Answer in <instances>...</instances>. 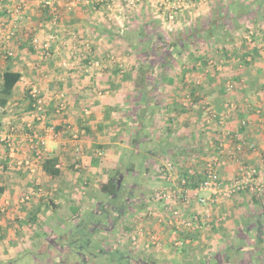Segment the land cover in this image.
I'll return each instance as SVG.
<instances>
[{"label": "rangeland", "instance_id": "1", "mask_svg": "<svg viewBox=\"0 0 264 264\" xmlns=\"http://www.w3.org/2000/svg\"><path fill=\"white\" fill-rule=\"evenodd\" d=\"M35 1L41 10L53 13L55 23L61 25L57 13L59 0L55 8H45ZM92 1L94 4L68 0L66 8L74 4L73 7L89 6L90 11L105 12L106 27L114 29L111 31L114 39L122 42L117 53H107L109 42L105 40L95 45L97 48L92 46V41L81 43L85 37L77 31L66 36L76 45H71L73 48L64 47L66 44H60L64 36L58 32L55 34L57 37L51 34L54 37H49L47 41L41 42L39 39L41 44L51 43V56L45 59L68 52L71 57H91L87 67L91 71L101 68L119 71L129 77L135 75L138 88L148 87L149 91L150 86L152 89L148 95L144 91L138 94L140 103L146 101L148 104L152 97L155 101L160 100L159 103L165 101L167 105L164 102L162 108L165 109L159 107V117L156 116L157 119L149 123L153 132L148 134V126H144L138 136L140 144L134 142V147H139L141 151L148 150L150 145L152 148L157 147L161 139L169 140L173 134L179 132L182 135L184 132L186 138L178 144L185 148V159L176 153L175 143L167 147L165 154H158L154 159L146 158L141 151L127 152L122 158L125 168L117 172L120 182L117 198L104 193V204L100 205L103 210L99 216L92 211L86 215L74 213V219L80 218V221L66 223L64 227L58 228L52 221L58 209L57 204L52 202L44 176L39 174L42 161L35 160V172L17 165L18 161L27 158L33 160L28 139L31 132L42 136L50 134L52 139L47 148L57 140L58 133H42L39 127L41 122L33 119L31 113L30 120H22L25 112L22 110L29 109L27 106L30 101L25 96L24 100H20V95L16 94L11 98L6 114L0 119V186L10 189V203L5 204L0 199V264H194L197 260L203 264H264V151L250 135H264V0H234L241 9L257 10L262 7L263 14L254 15L248 23L239 21L231 26V41L225 43L230 55L225 56L221 48L210 42L190 48L181 43L182 51H174L175 58L165 66V54L173 51V47L155 52L149 60L148 51H144L146 44L140 39V29L144 28L148 36L154 37L155 45H170L172 41L176 42L180 32L192 24L200 26L207 22L217 0L193 1V7L180 11L174 20L164 16V9L159 5L162 0H117L112 7L95 5L96 0ZM164 1L168 3L171 0ZM225 1L229 3L232 0ZM20 5L23 6L25 17L22 3L10 7V11L13 12ZM10 11V19L1 21L6 22L8 27L15 20ZM24 17L19 21L15 35L6 43L14 58L16 50L12 43L17 40L19 33L22 35L20 26ZM105 36L110 38L109 34ZM244 46L249 53L245 59L241 52H237V49L244 50ZM1 49L4 47L1 46ZM33 50L42 57V50L34 47ZM27 53L33 54L29 50ZM10 58L5 51L0 54V69ZM150 62L152 68L151 74H148ZM183 73L186 74L185 81L182 79ZM193 85L198 90L196 97L191 95L190 86ZM25 89L27 94L33 87L27 88L26 85ZM217 96L227 108L224 114H218L210 102ZM40 98L43 102V97ZM176 104L184 109L180 108L179 112L174 110L177 109ZM169 106L176 107L166 110L171 109ZM214 114L217 117L214 118ZM174 115L183 119L175 123L166 119ZM219 118H223V125L218 123ZM137 130L140 131V128L136 127ZM79 135L76 133L74 140ZM240 144L242 148L238 150ZM10 145L16 148L14 157H10ZM47 148L43 149V159ZM247 154L256 157V161L249 158L250 161H247ZM214 156L226 162L220 166L219 173L228 181L237 178L241 167L255 168L263 190L256 192L245 189L231 197L219 196L210 205V221L203 220L201 227L188 229L177 223L173 214L165 211L162 202L153 198L161 186L160 181H164L162 168L167 162L173 163L176 168L174 177H178L175 183L182 177L191 183L183 171H201L203 178L206 162ZM228 161L234 163L235 170L232 175L223 176L225 174L221 173V167ZM131 167L132 170H126ZM33 191L36 194L33 195ZM27 195L30 199L22 201ZM109 201L112 204L115 202L116 206H111ZM194 205L190 203L184 215H201L206 210L201 206V211H193ZM241 213L245 217L238 222L237 217ZM171 220L173 223H170ZM185 240L191 242L186 243ZM177 247L185 248L186 252L177 250ZM207 250L215 254H206Z\"/></svg>", "mask_w": 264, "mask_h": 264}, {"label": "crops", "instance_id": "2", "mask_svg": "<svg viewBox=\"0 0 264 264\" xmlns=\"http://www.w3.org/2000/svg\"><path fill=\"white\" fill-rule=\"evenodd\" d=\"M67 1L59 0L58 2L59 11L57 13L59 20L62 21L61 25L58 26L53 19V13L49 10H41L35 0H0V6H5L0 11V23L4 19H10L8 11L10 7L20 3L25 6V20L20 26L22 35L19 33L17 40L12 43V47L16 50L15 58L11 56L12 58L6 61L0 69V79L8 69L22 75L12 92L7 107L12 101L11 98L16 94L20 95L18 96L20 100H24V96L27 97L26 85L27 88H36L39 95L43 97L46 110L45 120L40 123L39 127L42 133L49 134L53 131L58 133L57 140L47 148L45 159L56 157L60 173L55 177L50 176L43 170L42 164L39 172L44 176L43 180L50 190L52 202L57 204L58 209L55 210L52 221L58 228L64 227L66 223L75 224L76 221H80V218L78 220L74 219V213L82 215L85 213L86 215L87 212L92 211L97 216L102 213L103 208L100 205L104 204L102 202L104 193L99 189V183L107 181L125 168L122 164V158L125 157L127 152L141 151L139 147L135 148L133 143L138 142L140 144L138 136L144 126H148V134L153 132V129L149 127V123L155 120L156 116L159 117V107H161V110L165 109L162 108L165 101L159 103L160 100L155 101L152 97L148 100V104L146 101L141 103L138 101V94L144 91L148 95L152 89L150 86L149 91L148 87L138 88L135 75L129 77L119 71L101 68H94L91 71L87 68L88 63L91 61L89 56L84 59V57L80 58L73 55L75 58L73 59L71 54L67 52L45 59L33 50L31 41L34 37L44 42L49 37H54L51 34L55 35L58 32L60 36H64L60 44L63 46L66 44L64 47L73 48L76 44H73L71 38L67 39L66 36L67 33L77 31L82 32L85 37V40L80 41L81 43L92 41V46L95 47V45L105 40L109 42L107 53H110V55L117 53V49L122 45V42L119 39H114V35L111 33L114 29L106 27L105 12L90 11L89 6L67 9ZM105 34L111 35L110 38H107ZM52 42L55 43L56 40H52ZM27 50L33 54L28 55ZM2 52H4V49L0 47V54ZM98 57L104 58L102 55ZM102 59L99 60L103 61ZM148 78H150V75H148ZM176 95H178L177 92ZM210 102L218 114L225 113L227 108L220 97H214ZM176 105L177 109L176 106H169L171 109L166 110L175 108L174 110L179 112L181 111L180 108L184 109L183 106ZM24 106L26 107V105ZM27 107L29 108V106ZM22 111H25L22 120L32 118L30 109ZM166 119L175 123L183 118L174 115L168 116ZM136 127H139L140 131H136ZM76 133L80 135L77 140H74ZM250 135L258 141L257 144L264 151V135L261 133ZM184 138H186V133L183 132L181 135L177 132V135L173 134L169 140L167 138L161 139L157 147L152 148L151 145H148V150L141 152L145 154L146 158L154 159L158 154H165L167 147L173 146L175 143L176 153L185 159L183 156L185 148L182 146L181 148L178 144ZM187 158L190 157L187 156ZM245 158L247 161L249 159L256 161V157L253 158L249 154L245 155ZM233 164V162L228 161L225 166L221 167V173L225 174L223 176L233 174L235 170ZM126 170H132V167ZM184 174L187 175L194 186L198 185L202 179L201 171L198 173L183 171ZM34 177L38 180L35 174ZM34 177L33 179H35ZM160 183L161 186H164L165 182L160 181ZM8 190L10 191L9 188H4L3 193L0 195V199L5 201V204L10 203ZM201 194L207 195L208 193L202 192ZM109 203L111 202L109 201ZM112 203L111 206H116L115 202ZM192 204H195L192 207L193 211H201V205L196 202ZM113 208L115 209V207ZM243 216L244 214L241 213L237 217L238 222L244 219ZM38 233L41 234L40 231ZM205 253L215 254L210 250ZM196 262L194 264H203L201 260Z\"/></svg>", "mask_w": 264, "mask_h": 264}, {"label": "built area", "instance_id": "3", "mask_svg": "<svg viewBox=\"0 0 264 264\" xmlns=\"http://www.w3.org/2000/svg\"><path fill=\"white\" fill-rule=\"evenodd\" d=\"M42 4L45 8H55L58 0H37ZM78 2H82L84 4H94L92 0H77ZM117 0H96V4H103L107 7H112L115 5ZM139 1V0H131ZM196 0H171L166 3L164 0L160 2V6L164 9V16L168 20H174L180 11L190 10ZM76 5V4H75ZM74 4L72 5V7ZM71 7V8H72ZM96 8V6H95ZM2 6H0V11L2 10ZM10 11V9H8ZM12 11V10H11ZM10 11V12H11ZM14 19L11 21V26H6V22H2L0 24V47H4V51L8 57L13 56V52L7 48V41L12 39L15 35V30L19 24V21L24 17L23 6H17L13 12ZM2 26V27H1ZM33 47L36 50H42L41 56L42 58L51 56L50 47L51 43L46 42L45 44H41L38 38H34L32 40ZM32 96L36 99V101L32 104L33 109L31 110V114L33 119L43 122L46 117V110L44 108V104L42 99L40 98L39 92L36 88L31 90ZM214 118L217 117L216 114L213 115ZM218 123H224L223 118L218 119ZM243 124H246V121H243ZM31 126V124H29ZM14 130L15 128L12 127ZM29 145L31 152L33 154V160L27 158L17 162L18 167L24 166L25 169L30 172H35V160L43 161V149L48 147L51 136H42L37 132L33 131L28 136ZM5 140V139H4ZM225 148L227 146L225 145ZM241 144L237 146L238 150H241ZM224 152V151H223ZM16 153V148L13 146H9V154L10 157H14ZM218 156L211 157L206 162L205 171L202 180L200 183L191 187L187 178H180L178 183H175V180L178 178L174 177L176 174V168L171 162H167L162 168L163 179L165 182L164 186H161L154 194L155 200L163 203L165 207V211L173 214L176 219V222L181 226L186 227L188 229H196L197 227H201L202 223L205 221H210L211 218V209L210 205L215 203L219 196L223 197H231L245 189H250L252 191L260 192L262 191V184L259 178L258 172L255 168H249L247 166L241 167L239 170V174L234 180H225L219 173V168L222 165ZM202 192L208 193L207 195H202ZM32 194H36L35 191ZM30 199V196L23 197L22 201H27ZM195 201L199 205L206 208L204 212L200 214H192L191 217L184 215V211L186 207H189L190 203ZM173 223V220L170 221ZM186 243H190V240H185ZM181 245L184 244L183 241L180 242Z\"/></svg>", "mask_w": 264, "mask_h": 264}, {"label": "trees", "instance_id": "4", "mask_svg": "<svg viewBox=\"0 0 264 264\" xmlns=\"http://www.w3.org/2000/svg\"><path fill=\"white\" fill-rule=\"evenodd\" d=\"M262 7H259L257 10H245L239 8L236 2L232 0L231 2L227 3L225 0H217L213 6L211 18L207 22H203L200 26L199 24H192L189 28L183 30L179 33V36L176 42L172 41L170 45H155L154 37L148 36L146 34V30L144 28L140 29V39L144 40L146 44V48L144 51H148V59L151 60L155 52L159 53L163 50H166L169 47H173V51H168L164 57V66L165 64H170L175 58V52L182 51L181 43H184L185 47H195L197 44L202 43H214L219 48L222 49L223 54L225 56L230 55L229 50L226 48L225 43L231 41V33L232 27L235 23L239 21H245L246 23L252 21L254 15L262 16ZM264 29V28H263ZM111 36V35H110ZM135 45V44H134ZM133 46V44H131ZM32 48V47H31ZM32 50V49H31ZM237 52L242 54V56L247 58L249 55L247 51V47L244 46V50L240 51L237 49ZM152 64L151 62L148 63V74H151ZM21 73L6 70L0 79L1 90H0V119L6 114L7 112V104L12 95V92L21 79ZM182 79L186 80V74L183 73ZM143 81L145 79L143 78ZM149 82V81H148ZM147 85V83H146ZM189 87V86H188ZM191 95L196 97L198 95V90L195 85L190 86ZM27 98L29 99V109H33V103L36 99L32 96L31 91L27 93ZM0 120V126H1ZM78 146V145H77ZM58 159L56 157H49L42 161L43 170L50 176H57L60 173V169L57 167ZM119 180L117 178V174L112 176L107 181H101L99 183V189L101 192L105 194H109L111 198H117L120 187H119ZM191 187H195L197 185H193L189 183ZM4 188L0 186V195L3 193ZM111 205V203H109ZM93 230V228H91ZM177 250L186 252L185 248L177 247ZM129 262L130 259L128 258ZM138 263V262H137Z\"/></svg>", "mask_w": 264, "mask_h": 264}]
</instances>
